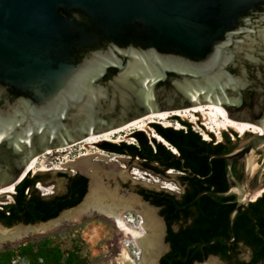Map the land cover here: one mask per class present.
<instances>
[{
	"label": "water",
	"instance_id": "1",
	"mask_svg": "<svg viewBox=\"0 0 264 264\" xmlns=\"http://www.w3.org/2000/svg\"><path fill=\"white\" fill-rule=\"evenodd\" d=\"M208 101L235 121L264 127V0H0V202L48 147ZM246 135L233 152L215 156L226 161L231 184L217 195L235 196L237 206L232 240L207 246L236 242L233 224L253 175L248 157L264 154V133ZM241 161L239 181L232 167ZM77 173L89 180L84 201L91 178ZM136 195L157 210L166 243L160 208Z\"/></svg>",
	"mask_w": 264,
	"mask_h": 264
},
{
	"label": "trees",
	"instance_id": "2",
	"mask_svg": "<svg viewBox=\"0 0 264 264\" xmlns=\"http://www.w3.org/2000/svg\"><path fill=\"white\" fill-rule=\"evenodd\" d=\"M171 120L179 122L183 128L165 127L160 123H152L151 127L178 154L142 130L132 133L135 144L110 141L98 144L105 152L138 159L145 172L162 176L173 169L182 173L179 176L184 187L182 194L138 190L146 201L160 208V216L167 226L165 242L170 249L159 264H203L211 256L220 257L227 264H264V194L256 202L248 203L236 217L233 224L237 235L235 244L219 240L211 246L206 245L222 236L232 240L228 224L229 216L237 206L236 197L217 195L228 192L231 184L225 171L226 161L215 156L233 152L237 143L227 133L220 142H216L213 135L211 141L205 140L189 121L178 116ZM232 135L238 136L233 132ZM58 175L67 178L66 192L51 197L41 195L36 188L41 176L25 177L15 187L16 202L0 204V223L9 228L18 224L37 225L77 207L88 192V178L80 174ZM234 175L240 180V176ZM76 227L65 225L62 231L31 236L17 245L0 246V264H94ZM65 230L71 237L69 246L54 240ZM242 246L252 252L249 261L238 258Z\"/></svg>",
	"mask_w": 264,
	"mask_h": 264
},
{
	"label": "bare ground",
	"instance_id": "3",
	"mask_svg": "<svg viewBox=\"0 0 264 264\" xmlns=\"http://www.w3.org/2000/svg\"><path fill=\"white\" fill-rule=\"evenodd\" d=\"M199 114V116H198ZM172 116H180L182 118H190L193 122H198L200 119H204V125L207 126L209 132H215V130L209 126V124H216L219 126L217 117H221L224 119L225 124L220 125L221 131H228L229 129L234 130L240 134V138H244L248 132L250 133H264V127L253 125L247 122H238L228 116L226 113L218 110L214 107L212 101L199 103L194 107L177 110V111H169V112H161L149 114L145 117H142L138 120H135L119 129L112 130L109 132H104L102 134H95L88 136L87 138L76 142L74 145L82 144L84 142L89 143H100L102 141H111L114 143H120L121 140L117 138H110V135L117 134L119 132H123L126 129L136 126L138 130L149 131L151 134V138L157 139L159 142L164 143L169 146L174 153L178 154V151L171 147V145L164 140L160 135L156 133V131L150 126L151 122H154V119L159 118L161 120L162 125L165 127H176L182 128L180 123L172 122L170 118ZM223 133V132H222ZM219 132L217 135L219 139L222 138V134ZM203 137L205 140L210 141V135L208 132H204ZM222 141V140H221ZM74 145H64L58 147L57 149L49 148L45 150L46 153H52L54 151H62L66 153L67 148ZM43 153V154H44ZM92 156H101L105 155L102 153H89L84 152L80 156H78L74 160H68L65 162L64 166H58L54 168L56 171H67L70 169L71 172L79 170L83 173H86L91 178L90 192L85 200L76 208L68 210L60 215L59 218L55 220H50L45 223H40L37 225L30 226H22L18 225L13 228H5L0 226V245L5 244L10 241L21 240L30 233L33 232H45L50 231L57 225H60L63 221H79L84 216L91 214V212L95 211L100 214H104L111 218H114L118 226L121 230L129 233L134 237L132 240L135 247L139 248L141 251L140 258L135 260L128 248L124 249L118 259V264H159L160 257L166 250V244L164 243V232L165 227L162 219L159 217L157 210L153 208H149L146 206L142 200L137 195H126L124 197L117 196L118 194L111 193L107 191L105 186H103L102 177L99 175V171H103L104 167L99 162L92 160ZM40 156L32 157L25 168V172L21 179L14 185L9 186L3 194L7 197L4 202H0V204L6 205L14 203L13 194H15V186L20 184L25 177H27L31 172L35 170V164ZM124 158V157H123ZM248 167L250 168L252 174L255 173L258 164L256 161V153L252 152L248 157ZM113 164V163H112ZM119 168H126L125 165L119 166ZM115 165H111L110 171L108 172L109 177H114V173L119 170ZM253 169V170H252ZM51 169L47 167H42L39 169L40 172H48ZM113 170V171H112ZM116 171V172H115ZM128 174V173H127ZM168 174L171 176L175 175V170L168 171ZM133 175H141L139 170H135ZM144 178V177H143ZM41 188V184L39 185ZM163 188L175 191L173 184L164 182ZM235 191H238L235 189ZM264 194V188H260L256 192L249 194V191L245 194L244 200L248 202L250 199L253 202H256L259 198H261ZM133 210L136 211L142 217L140 230H136L132 228L129 223L126 221L125 214L126 212Z\"/></svg>",
	"mask_w": 264,
	"mask_h": 264
},
{
	"label": "rangeland",
	"instance_id": "4",
	"mask_svg": "<svg viewBox=\"0 0 264 264\" xmlns=\"http://www.w3.org/2000/svg\"><path fill=\"white\" fill-rule=\"evenodd\" d=\"M217 119L220 125L225 124V121L223 118L217 117ZM154 120H155L154 122L150 123V126L152 123L162 124L159 118L154 119ZM184 120H187L190 123H192L194 129L199 131L202 135L204 134V132H208L211 138L210 141L212 140V135L215 137L214 139L216 142H220L221 140L223 141L224 140L223 134L227 133L231 136L232 140L235 143H237V146H238L244 141V138L246 140L250 137L249 135H246V137H244L243 139H240L239 138L240 134L238 132L231 130V129H229L228 131H221L220 125L217 126L216 124H209V126L215 130V132H209L207 129V126L204 125V121H203L204 119L203 120L200 119L197 123L191 121L190 118H185ZM172 122L176 123V121H172ZM134 131H138L136 126L126 129L123 132L112 134L110 135V138H117L121 140V142H126L128 144H135L136 140L132 137V133ZM145 132L151 137V134L149 131H145ZM219 132L221 133L223 132L221 134L222 135L221 139H219L217 135ZM232 132L236 133L238 136L236 137L232 135ZM100 143L93 144L89 142H84L78 145L72 144L74 146L67 148L68 151L66 153H63L62 151L57 150L52 153H46V154L44 153V154L39 155L40 157L38 158L35 164L36 167H35L34 172H37L35 175L43 176L45 178V181L42 182L41 184V188H38L37 187L38 185H36V188L40 191L41 195H44L45 197H51L56 194L65 193L67 178L59 177L58 174L62 173L68 176H74L75 174H78L77 170L74 172H71L70 169L67 171H56L54 170V168L58 166L60 167L64 166L65 162H67L68 160L76 159L78 156H80L84 152H89V153H94V154L95 153L104 154L105 155L104 157L92 156V160L99 162L100 164L106 167H109L112 163H114L118 168L119 166H122V165L126 166V168L124 169L119 168L117 172L115 171L116 173H114V177L108 176V172L110 170H103V171L100 170L99 171V175L102 177L103 186H105L106 190L108 189L107 191H110L111 193L113 192L114 194L117 193L118 194L117 196L124 197L126 195H136L138 194V190L141 188L155 190V191H168L171 193H175L177 195L183 193L184 187L181 186V184H179V176H181V174L179 175L178 172L175 171V175H173V177H169L167 173L165 175L160 176L154 173L145 172L144 170H142L141 162L138 159L131 160L130 157L127 155H117V154L105 152L101 148H99L98 144ZM49 148L50 147L46 148L45 150ZM55 149L57 148H54V150ZM256 161L258 164V168L255 173L253 172V175L251 177V182L249 184V189H250L251 183L254 181L255 176H257V180L255 183V186H256L255 189H260L261 187H263L262 186L263 184L262 173L263 172L261 169L263 167L264 154L256 153ZM42 167H47L51 170L48 172H40L39 169H41ZM136 169L140 171L141 175L139 176L133 175V172H135ZM34 172H31L29 175H31V177L35 176ZM164 182L173 184L175 191H171V190L163 188ZM131 212L137 213L136 211H133V210H130L126 213L129 214ZM65 225H70L71 227L77 226L76 233H79L83 241H85L87 245L86 252L90 255V259L91 261L94 262V264H118V259L120 258L121 253L123 252L124 249L127 248L125 246V243L128 240L134 239L132 235H130L129 233L119 228L118 223L114 218H111L109 216H106L100 213H92V214L84 216L79 221H63L60 223V225H57V227H54L50 231L33 232V233H30V235H27L24 238H21V240L19 239L16 241H10L0 246H4L8 244L17 245V244L24 242L28 237H31V236H39V235H45L49 233L62 231ZM67 231L68 230H65L61 232L60 235L54 237L55 242L58 244H61L62 246H69L71 237H69V234ZM165 244L167 246V243ZM137 249L139 250V248ZM167 251L168 249L166 248L164 254H166ZM240 257L247 261L249 260L250 252L246 248L242 247ZM137 263L139 264L140 262H137ZM203 264H225V263L222 262L218 258H213V259L210 258L208 259L206 263H203Z\"/></svg>",
	"mask_w": 264,
	"mask_h": 264
},
{
	"label": "flooded vegetation",
	"instance_id": "5",
	"mask_svg": "<svg viewBox=\"0 0 264 264\" xmlns=\"http://www.w3.org/2000/svg\"><path fill=\"white\" fill-rule=\"evenodd\" d=\"M234 133V132H233ZM239 138H240V136H239ZM237 141H239V140H237ZM261 155V154H260ZM232 169H233V171H234V173L237 175V177L238 176H240L241 178H240V180L239 181H241V180H243V178H244V176H245V171H246V169H245V164H244V162L243 161H241V162H238V163H235L234 165H233V167H232ZM262 181H263V184H262V186L263 187H261V188H264V161H263V167H262ZM37 172H34V175L36 174ZM39 180H40V182L38 183V188H39V185L40 184H42V182H44L45 181V178L43 177V176H41L40 178H39ZM256 180H257V176H255L254 177V181L251 183V185H250V191H249V194H251V196H252V193H254L255 191H257V190H259V189H255L256 188V186H255V183H256ZM68 182V181H67ZM252 191V192H251ZM184 192V191H183ZM15 195H16V192H15ZM248 202H253L251 199L248 201ZM243 247V246H242ZM244 248H246V247H244ZM249 252H250V257H249V260L252 258V252H251V250L250 249H248V248H246ZM215 257H217V256H215ZM240 260H242V261H246V260H244V259H242L241 257H240V255H239V257H238ZM218 259H220V257H218ZM221 260V259H220ZM249 260H247V261H249ZM222 261V260H221ZM222 262H224V261H222ZM225 264H227L226 262H224Z\"/></svg>",
	"mask_w": 264,
	"mask_h": 264
},
{
	"label": "built area",
	"instance_id": "6",
	"mask_svg": "<svg viewBox=\"0 0 264 264\" xmlns=\"http://www.w3.org/2000/svg\"><path fill=\"white\" fill-rule=\"evenodd\" d=\"M125 217H126V221L129 223V225L132 228H134L136 230H140L142 217L139 214H137L135 212L134 213L131 212L129 214H125ZM125 246L129 249L130 253L132 254V256L134 257L135 260H138L140 258L141 250L140 249L138 250L135 247L132 240H128L125 243Z\"/></svg>",
	"mask_w": 264,
	"mask_h": 264
}]
</instances>
